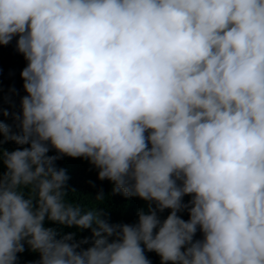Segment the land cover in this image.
Instances as JSON below:
<instances>
[{"label": "clouds", "instance_id": "9594fccd", "mask_svg": "<svg viewBox=\"0 0 264 264\" xmlns=\"http://www.w3.org/2000/svg\"><path fill=\"white\" fill-rule=\"evenodd\" d=\"M14 38L0 264H264V0H0ZM65 156L111 183L96 203L145 201L136 222L70 199Z\"/></svg>", "mask_w": 264, "mask_h": 264}, {"label": "trees", "instance_id": "16d2710c", "mask_svg": "<svg viewBox=\"0 0 264 264\" xmlns=\"http://www.w3.org/2000/svg\"><path fill=\"white\" fill-rule=\"evenodd\" d=\"M26 66V61L22 54L18 53L15 48V38L13 41L6 45L0 46V108L8 109L9 104L5 101V97L9 95V88L14 87L18 95L13 97L16 101L17 111L19 106V99L26 93L23 90V80L20 76L21 70ZM0 120L5 123L11 124L10 117H3L0 115ZM4 148L12 150L16 147L14 142H6L3 145ZM50 155H55V151H51ZM58 167H63L67 170V174L70 177L68 180V186L75 190L76 195L71 196L75 202L81 204L84 207L92 208L96 207L106 213L110 223H135L137 220V210L140 208H146V202L138 197L126 198L122 195L110 196L104 204H98L95 201L97 191L103 189L106 194L111 193V183L107 180L100 181L97 178V170L84 158H71L63 157L57 161ZM3 169L0 168V171ZM189 197H185V202ZM170 210H165L161 214L162 218H165ZM182 218L188 219L187 213L181 214ZM47 226L60 227L53 225L51 222ZM63 232H77V239L83 237H90V230H77L76 228H63ZM200 234L197 233L199 238ZM146 256L151 260V264H160V257L154 252H146ZM18 264H32V262L39 260V254L33 253L27 249L23 253L18 254Z\"/></svg>", "mask_w": 264, "mask_h": 264}]
</instances>
